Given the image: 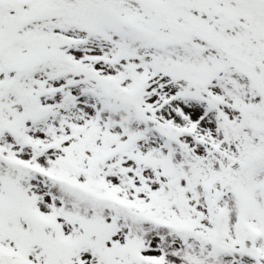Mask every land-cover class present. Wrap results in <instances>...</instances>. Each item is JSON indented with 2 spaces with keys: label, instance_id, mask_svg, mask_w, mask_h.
Masks as SVG:
<instances>
[{
  "label": "snow or ice",
  "instance_id": "snow-or-ice-1",
  "mask_svg": "<svg viewBox=\"0 0 264 264\" xmlns=\"http://www.w3.org/2000/svg\"><path fill=\"white\" fill-rule=\"evenodd\" d=\"M0 264H264V0H0Z\"/></svg>",
  "mask_w": 264,
  "mask_h": 264
}]
</instances>
